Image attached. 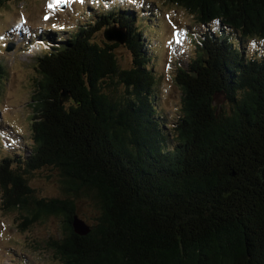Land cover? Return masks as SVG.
I'll list each match as a JSON object with an SVG mask.
<instances>
[{
	"label": "trees",
	"instance_id": "16d2710c",
	"mask_svg": "<svg viewBox=\"0 0 264 264\" xmlns=\"http://www.w3.org/2000/svg\"><path fill=\"white\" fill-rule=\"evenodd\" d=\"M170 1L206 27L176 69L172 120L157 108L152 44L129 23L132 12L97 15L65 38L51 33L35 56L32 142L1 158L0 191L21 227L61 218L62 234L46 242L59 264H264V53L247 42H264V0ZM112 24L126 32L129 67L117 42L93 39ZM6 74L0 61V82ZM42 168L55 171L60 196L29 185Z\"/></svg>",
	"mask_w": 264,
	"mask_h": 264
},
{
	"label": "rangeland",
	"instance_id": "374dc122",
	"mask_svg": "<svg viewBox=\"0 0 264 264\" xmlns=\"http://www.w3.org/2000/svg\"><path fill=\"white\" fill-rule=\"evenodd\" d=\"M122 9L132 12L129 23L141 30L145 43L152 44L146 50L157 79L158 110L168 120L177 117L181 90L174 79L176 69L195 56L198 37L206 28L184 8L170 0H9L0 8V61L7 72L0 82V160L6 155L16 158L17 150L25 154L31 145L32 92L39 78L35 56L48 48V36L65 38L97 15L117 16ZM207 27L215 30L216 22ZM103 31H96L93 39L116 42L106 40ZM247 42L251 52L264 53L262 40ZM113 51L121 67L131 65L132 53L125 42H117ZM55 179L54 170L37 169L29 175V185L38 196L58 197L61 192ZM77 211L91 221L93 211L86 202ZM21 220L18 210L3 209L0 191V264H59L46 242L62 234L61 218L49 215L25 227Z\"/></svg>",
	"mask_w": 264,
	"mask_h": 264
},
{
	"label": "water",
	"instance_id": "95a60500",
	"mask_svg": "<svg viewBox=\"0 0 264 264\" xmlns=\"http://www.w3.org/2000/svg\"><path fill=\"white\" fill-rule=\"evenodd\" d=\"M103 35L105 39L108 41L114 40L119 43H124L126 32L124 31L122 27H117L116 25L112 24L104 28ZM12 47L13 45H10L9 48H12ZM72 226H73L74 231L80 235L85 234L89 230L88 225L84 222V220L79 218L77 215L73 216Z\"/></svg>",
	"mask_w": 264,
	"mask_h": 264
},
{
	"label": "snow or ice",
	"instance_id": "6c2138e0",
	"mask_svg": "<svg viewBox=\"0 0 264 264\" xmlns=\"http://www.w3.org/2000/svg\"><path fill=\"white\" fill-rule=\"evenodd\" d=\"M48 6H49V7H52L53 5L50 3ZM45 19H47V16H45Z\"/></svg>",
	"mask_w": 264,
	"mask_h": 264
}]
</instances>
